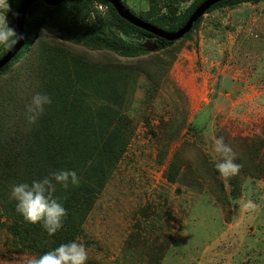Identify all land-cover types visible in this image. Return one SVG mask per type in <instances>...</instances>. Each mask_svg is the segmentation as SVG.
Wrapping results in <instances>:
<instances>
[{"label": "rangeland", "instance_id": "1", "mask_svg": "<svg viewBox=\"0 0 264 264\" xmlns=\"http://www.w3.org/2000/svg\"><path fill=\"white\" fill-rule=\"evenodd\" d=\"M16 1L0 0V23L10 28L9 6ZM194 1L180 0L171 7L178 14ZM125 2L137 14L149 7L144 0ZM97 7L106 13L105 5ZM39 35L60 42L69 53L67 69L60 55L49 73L52 80L68 76V70L74 74L73 57L78 56L98 67L101 61H120L131 73L125 99L114 106L130 126L128 136L76 237L88 249V260L264 264V0L207 12L190 36L134 59L92 51L46 30ZM39 64L20 60L1 77L0 86L11 93L0 94V130L8 124L9 106L26 108L30 89L39 82ZM86 97L95 107L106 104ZM120 113L109 116L107 124ZM221 136L237 163L242 156L248 162L229 178L215 168L213 143ZM17 179L21 182L22 175ZM5 193L0 186V264H26L39 255L12 242Z\"/></svg>", "mask_w": 264, "mask_h": 264}, {"label": "trees", "instance_id": "2", "mask_svg": "<svg viewBox=\"0 0 264 264\" xmlns=\"http://www.w3.org/2000/svg\"><path fill=\"white\" fill-rule=\"evenodd\" d=\"M23 1L18 0L9 6V11L12 9L13 13L11 25L18 37L17 19ZM121 1L127 6L125 0ZM144 1L149 6L148 9L139 14L131 10L135 15L167 31H177L205 0H195L188 9L175 15L166 10L180 0ZM259 1L222 0L213 5L208 12L243 2ZM98 4L107 7L105 14L99 11ZM203 17L183 38L190 36L200 26ZM24 27L25 44L16 56L0 69V79L13 70L20 60L29 59L32 65L40 62L36 67L35 76L36 82L38 80L39 82L30 89L32 92L29 93V100L25 106L38 92L50 95L53 103L46 106L37 124L32 126L27 124L25 106H22L24 109L20 107L13 109L9 106L8 124L6 123L0 130V186L6 190L4 194L6 198L2 203L6 208L7 218L11 219L7 227L12 234V242L16 241V245L22 247L21 250L24 252L29 251L40 256L61 243L76 240L81 224L87 219L101 191L105 171L111 168V160H115L122 153V143L128 136L130 126L124 122L123 115L114 106L122 104L131 78L129 69L120 64L123 62L108 60L109 63L106 60L101 61L98 67L88 58L78 56L73 57L74 74L68 70V76L61 80V77L52 80L49 73L53 67L58 66L56 61H59L58 58L62 55L60 61L66 68L69 53L67 48L60 46V42L44 40L39 35L40 31L46 30L63 41L83 45L92 51L108 50L126 59L140 58L144 54L166 49L179 40L163 39L130 23L105 0H66L56 5L38 0L29 8ZM145 38L156 44L157 48L150 50L144 46L141 41ZM14 46L15 44L10 48L1 46L0 58ZM30 52L32 55L28 57ZM136 66L148 73L146 66L139 64ZM148 75L154 76L149 73ZM157 77L160 78L155 76ZM154 79L153 81L157 82ZM6 91L0 86V94L9 97L10 88ZM86 96L102 100L106 104L95 107L90 105ZM118 113H120L118 119L107 124L108 117L115 118ZM16 116H20L17 121L14 120ZM111 126L119 128L112 129ZM122 136L124 137L121 138ZM247 159L253 162L255 158L253 154H249ZM238 163L248 164L243 156ZM60 169L75 170L80 183L78 186H70L67 190L57 185L54 195L67 209V216L62 229L54 236H48L40 224H29L24 221L17 213L15 202L9 198V194L12 185L20 182L17 175H22L21 182L30 183L33 179L44 177L50 171ZM87 264L96 263L88 260Z\"/></svg>", "mask_w": 264, "mask_h": 264}, {"label": "clouds", "instance_id": "3", "mask_svg": "<svg viewBox=\"0 0 264 264\" xmlns=\"http://www.w3.org/2000/svg\"><path fill=\"white\" fill-rule=\"evenodd\" d=\"M19 40L14 29L8 23H0V46L10 48ZM53 103V99L46 93H36L26 107V121L29 126L37 124L46 106ZM213 150L218 160L215 168L224 178L236 175L241 164L237 163V156L233 148L225 143L221 136L213 143ZM80 178L75 170L60 169L50 171L40 179H33L30 183L19 182L11 187L9 198L15 202L16 211L25 222L40 224L48 236H54L63 227L67 216V209L55 197L57 185L67 190L70 186H78ZM89 252L83 243L76 240L61 243L42 255L31 258L26 264H87Z\"/></svg>", "mask_w": 264, "mask_h": 264}, {"label": "water", "instance_id": "4", "mask_svg": "<svg viewBox=\"0 0 264 264\" xmlns=\"http://www.w3.org/2000/svg\"><path fill=\"white\" fill-rule=\"evenodd\" d=\"M36 1L38 0H24L23 1L19 9L18 19H17V25H18V30H19V40L15 44V46L5 56L0 58V69L6 66L24 46L25 41H26L25 27H24L26 14L29 8L32 6V4L35 3ZM44 1L50 5H56L66 0H44ZM105 1L110 2L115 7L119 15L122 18L129 21L130 23L144 30L149 31L155 36L161 37L169 41H177V40L182 39L187 33H189L192 30L194 24L202 16H204L213 5H215L216 3L222 0H205L204 2H202L195 9V11L191 14L186 24L177 31H167L161 27L151 24L149 21H146L140 18L139 16L135 15L130 9H128L121 0H105ZM169 13L171 15H175L177 13V9L175 8V6L170 8ZM143 45L149 48L150 50H155L157 48V45L150 41L143 43Z\"/></svg>", "mask_w": 264, "mask_h": 264}]
</instances>
